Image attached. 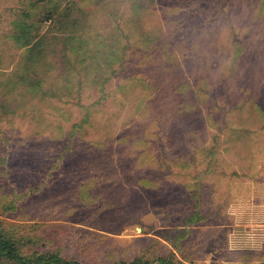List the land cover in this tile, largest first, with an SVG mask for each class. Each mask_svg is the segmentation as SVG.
<instances>
[{
  "label": "rangeland",
  "instance_id": "374dc122",
  "mask_svg": "<svg viewBox=\"0 0 264 264\" xmlns=\"http://www.w3.org/2000/svg\"><path fill=\"white\" fill-rule=\"evenodd\" d=\"M263 210L264 0H0V239L250 264Z\"/></svg>",
  "mask_w": 264,
  "mask_h": 264
},
{
  "label": "trees",
  "instance_id": "16d2710c",
  "mask_svg": "<svg viewBox=\"0 0 264 264\" xmlns=\"http://www.w3.org/2000/svg\"><path fill=\"white\" fill-rule=\"evenodd\" d=\"M17 241H13L11 238L0 239V264H79L77 261L68 260V263L64 262L63 258H60L57 253L49 252L42 257L33 259L31 256H27L22 252L23 247L17 245Z\"/></svg>",
  "mask_w": 264,
  "mask_h": 264
},
{
  "label": "crops",
  "instance_id": "0c3cea01",
  "mask_svg": "<svg viewBox=\"0 0 264 264\" xmlns=\"http://www.w3.org/2000/svg\"><path fill=\"white\" fill-rule=\"evenodd\" d=\"M263 211L262 213L264 215ZM227 214L235 218L233 223L236 222L238 224V222H240V220H238L239 218H236L235 217L236 215L234 213L229 212L228 210ZM217 228L225 231V229L227 230L230 229V226H226L225 224H220L217 226ZM249 234L252 235L251 240H253L251 246L242 247V248L237 247L236 250L229 248V251H234L233 254L236 255L237 254L242 255L245 258V260H247L250 264H264V217L261 221L259 220V223H256V225H254V231H251ZM233 235H236V231L234 230L230 237L232 238ZM229 264H231V262H229Z\"/></svg>",
  "mask_w": 264,
  "mask_h": 264
}]
</instances>
